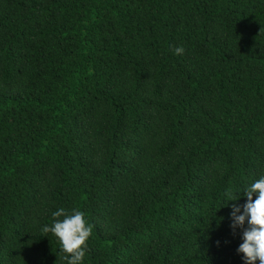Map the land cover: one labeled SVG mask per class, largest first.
<instances>
[{
  "label": "trees",
  "instance_id": "16d2710c",
  "mask_svg": "<svg viewBox=\"0 0 264 264\" xmlns=\"http://www.w3.org/2000/svg\"><path fill=\"white\" fill-rule=\"evenodd\" d=\"M261 175L264 0H0V264H245Z\"/></svg>",
  "mask_w": 264,
  "mask_h": 264
},
{
  "label": "clouds",
  "instance_id": "9594fccd",
  "mask_svg": "<svg viewBox=\"0 0 264 264\" xmlns=\"http://www.w3.org/2000/svg\"><path fill=\"white\" fill-rule=\"evenodd\" d=\"M183 53V46L175 47L174 54ZM237 193H242L246 197V202L242 206L235 203L231 205L230 227L233 230L237 227L242 229V243L236 251L243 254L245 264H256L257 261L264 264V175L239 192L226 190L227 202L239 200L240 196ZM52 217L54 218L52 224L44 225L42 233L44 236L51 233L57 238L59 252L63 253L65 264H83L87 242L93 232V226L86 219L85 213L75 208L69 212L61 207L52 213Z\"/></svg>",
  "mask_w": 264,
  "mask_h": 264
}]
</instances>
